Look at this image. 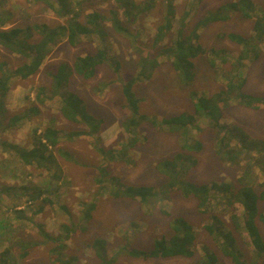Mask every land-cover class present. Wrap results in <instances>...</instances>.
<instances>
[{
    "label": "trees",
    "instance_id": "obj_1",
    "mask_svg": "<svg viewBox=\"0 0 264 264\" xmlns=\"http://www.w3.org/2000/svg\"><path fill=\"white\" fill-rule=\"evenodd\" d=\"M34 1L42 2L57 17L63 18L65 23L55 26L33 24L5 27L12 14L6 10V0H0V47L26 60L13 69L5 62L0 63V151L8 155L7 160H2V165L9 174L15 176L16 172L12 165L18 164L33 167L50 175L46 176L40 185H0V210H2L0 264H19L44 243L50 245L48 253L51 264H72L69 260L71 258H67L65 254L66 241L72 233L81 232L85 226L87 227L95 210V202L83 203L77 223L72 221L71 213L61 205L59 209L66 211L70 226L61 223L60 233L52 236L38 225L39 235L44 238L41 243L26 242L20 236L23 221L32 220L25 215V208L30 210L38 200L51 206L53 199L60 197L61 187L66 181L54 151L57 150L60 156H68L65 151L59 152L61 150L57 145L60 141L86 136L92 141V148L98 152V155L105 157L107 162L122 160L130 163L126 158L127 150L140 141V134L137 131L144 122L149 123L156 131L175 134L180 143L179 151L172 158L161 160L155 165L166 181L155 189L152 186L124 185L120 179L110 175L108 189L105 186L107 184L101 185L100 178L96 180L100 189L108 190L107 193L113 198L137 200L141 206L148 205L151 200H164L163 195L166 192H180L183 197L194 199L196 212L206 217L204 231L231 264H264V140L257 139L237 124L222 119L223 112L232 104L250 110H264V95L257 96L243 92L245 78L242 71L247 61L255 62L260 56V47L264 44V5L261 7L253 0L225 2L197 22L191 31L193 35H187L184 28L188 12L177 19L175 0H112L113 5L108 9L107 15L99 11L84 12L86 8L102 4L107 0ZM202 1L204 0H190V4L193 6ZM157 8L161 9L162 18L156 26L149 47L151 50L157 48L158 53L154 57L155 55H150L148 51L144 52L145 46L138 41V31L142 18L150 15ZM231 13L240 19L253 21L250 34L226 35L228 40L240 47L236 55L230 54L225 49L213 47L205 49L196 42L198 35L195 32L199 27L212 22L227 21ZM111 32L130 39L137 53L135 75L121 82L122 95L125 99L124 107L126 111L128 110L121 127L127 138L115 148L105 147L99 138L102 119L89 114L76 94L61 91L71 72L84 79H90L100 65H107L119 75L121 63L111 49L109 41ZM82 39L94 41L95 52L78 57L72 67L60 65L52 77L54 94L60 96L59 113L66 121L80 127L66 133L59 131L52 124L41 132L35 128L28 147L4 139L3 133L7 129L18 126V123L28 122L33 115L38 114L39 105H42L45 99V88L39 87L33 105L18 114L10 115L5 101L11 79H27L35 74L52 47L62 40L75 46ZM204 54L208 56L212 67L220 68L225 74L226 83L221 90L210 95L190 90L192 113L189 114L158 119L139 113V99L135 96L133 88L136 84L151 79L160 65L158 56L165 55L170 60L179 84L189 87L194 75L193 59ZM229 62L228 69L222 68ZM200 118L206 120L209 128L213 130L215 155L224 164L238 169L235 182L213 181L197 184L185 179L188 171L195 165L189 152L201 148L198 140L190 134V130L197 127V120ZM101 165L106 172L102 166L98 169L107 179L109 164L106 167L101 162ZM10 199L11 202L22 200L24 209H19L20 206L16 204L9 205ZM224 215L228 218L225 219ZM170 228L172 234L168 238L155 239L153 246L148 250H139L129 245H124L122 250L131 257L143 259L191 257L197 239L193 226L185 219L176 217L172 219ZM240 236H243L251 249L249 258L243 255L239 246ZM90 246L101 264H111L112 259L107 260L103 239H95ZM201 253L197 264H220L217 254L207 246L201 247Z\"/></svg>",
    "mask_w": 264,
    "mask_h": 264
},
{
    "label": "rangeland",
    "instance_id": "obj_2",
    "mask_svg": "<svg viewBox=\"0 0 264 264\" xmlns=\"http://www.w3.org/2000/svg\"><path fill=\"white\" fill-rule=\"evenodd\" d=\"M230 1L236 0H204L193 6L190 4V0H175L177 19L188 12L184 32L187 35H193L191 31L199 20L208 12ZM253 1L261 7L264 5V0ZM112 5L113 1L107 0L102 4L86 8L84 12L99 11L107 15L108 9ZM5 7L12 14L5 27L31 26L33 24L55 26L65 23L63 18L57 17L40 1L6 0ZM229 17L227 21L212 22L199 27L195 32L198 35L196 42L205 49L211 47L225 49L230 54L236 55V51H239L240 47L228 40L226 35L229 33L250 34L253 21L240 19L234 13H231ZM161 18L162 11L157 8L150 15L142 18L140 28L137 26L139 28L138 41L145 46L144 52L148 51L150 55H157L158 53L157 48L151 50L149 47ZM109 41L113 53L121 63L119 75L107 65H100L96 69L95 75L90 79H84L71 72L61 91L76 94L82 100L89 114L102 119V126L98 133L99 138L105 147L115 148L127 138V134L121 127V122L128 111L124 107L125 99L122 95L121 82L135 75L137 53L130 39L114 32L110 33ZM260 48L261 53L257 61H247L242 68L245 78L243 92L257 96L264 95V44ZM94 52L95 42L92 40L82 39L75 46H71L66 40H62L52 47L35 74L27 79H11L5 101L6 109L10 115L18 114L33 105L39 87L45 88V99L42 105H39L38 114L33 115L28 122L18 123V126L7 129L3 133V138L28 147L31 144L32 132L35 128L41 132L52 124L53 127L63 133L77 130L80 125L66 121L59 113L60 96L54 94L52 77L60 65L72 67L73 62L78 57ZM158 60L160 65L154 71L151 79L140 82L133 88L135 96L139 99L140 114L158 119L189 114L192 113L190 90L210 95L225 86V74L220 68L211 66L206 54L193 59L194 75L189 87L179 84L170 65V60L165 55L158 56ZM1 62L7 63L9 68L13 69L26 60L0 47ZM217 63H219V59H217ZM229 67L230 62L222 66L225 69ZM222 119L229 123H235L250 135L264 140V110H250L232 104L223 112ZM51 120L53 121L51 122ZM137 132L140 134V141L133 148L127 150L126 158L130 163L122 160L107 162L105 157L98 155V152L92 148V141L86 136L60 141L57 145L61 150L59 152L65 151L68 156H60L57 150L54 153L66 184L61 187L60 197L53 199L51 206L38 200L30 210L25 208V215L33 221L30 219L23 221L20 228L21 238L26 242L41 243L44 238L39 235L38 225L46 233L52 236L57 235L60 233L61 223L70 226L66 211L59 209L61 205H64L71 213L72 221L75 222L83 203L94 201L95 210L92 212V218L87 227L85 226L81 232L72 233L66 241L65 254L67 258H71L69 260L72 264H101L90 246L97 238L105 241L107 260L111 258V264H197L202 255V246H207L214 251L220 264H231L204 231L203 226L206 223V217L196 212L194 199L185 198L180 192L169 191L163 195L164 200H151L148 205L141 206L137 200L113 198L107 193L108 190L100 189L96 180L100 178L101 185L107 184L105 186L108 189L110 175L120 179L124 185L152 186L155 189L162 186L166 181L165 177L157 171L155 165L161 160L172 158L179 151L180 143L177 136L172 133L156 131L147 122L142 123ZM190 134L198 140L201 148L197 151L192 149L189 152L192 160L195 161V165L188 171L185 179L197 184L213 181L235 182L238 169L229 164H224L215 155L214 133L207 125L206 120L198 119L197 127L191 129ZM7 159V153L0 151V185H40L44 178L50 175L30 166L13 164L12 168L16 172L14 176L9 174L2 165V160ZM101 162L106 167L109 164L107 179L98 169L99 166H102ZM104 172H106L105 168ZM10 197L13 199L12 196ZM8 201L9 205L16 204L20 206L19 209H24L22 200L11 202L10 199ZM176 217L185 219L196 232L197 239L191 257L143 259L131 257L127 255L125 250H122L124 245L139 250H148L153 246L155 239L168 238L172 234L171 221ZM224 218L227 219L228 216L224 215ZM239 238L238 242L243 255L249 258L251 249L247 246L243 236ZM49 247V244H40L19 264H51L48 253ZM1 249L2 246H0Z\"/></svg>",
    "mask_w": 264,
    "mask_h": 264
}]
</instances>
